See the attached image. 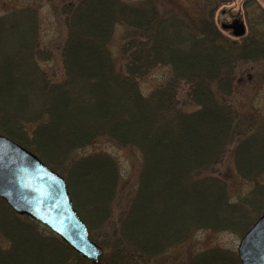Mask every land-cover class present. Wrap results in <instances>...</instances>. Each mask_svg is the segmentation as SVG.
<instances>
[{"label":"trees","instance_id":"obj_1","mask_svg":"<svg viewBox=\"0 0 264 264\" xmlns=\"http://www.w3.org/2000/svg\"><path fill=\"white\" fill-rule=\"evenodd\" d=\"M52 10L65 31L60 79L40 64L52 50L41 45L38 10L0 13V133L60 173L71 165V197L103 248L99 264H150L198 230L244 234L264 210V116L234 101L250 70L241 67L264 60V32L233 39L213 18L216 8L191 15L164 0H57ZM164 65L169 79L144 93L142 79ZM99 138L142 157L135 189L117 207L116 160L78 156ZM229 156L254 184L238 197L217 167ZM0 264L94 263L0 198ZM189 264L240 261L215 246Z\"/></svg>","mask_w":264,"mask_h":264},{"label":"rangeland","instance_id":"obj_2","mask_svg":"<svg viewBox=\"0 0 264 264\" xmlns=\"http://www.w3.org/2000/svg\"><path fill=\"white\" fill-rule=\"evenodd\" d=\"M56 1L57 0H0V13L2 14L11 9L25 6L33 7L38 10L42 20L41 45L46 46L47 48H50L52 50V58L41 61L40 64L45 71L54 76L53 78L60 79L63 76V67L58 46L60 45L61 40L65 37V31L58 24L55 14L52 10L53 3H55ZM164 1L172 3L178 8H182L191 15H193L194 12L196 14L204 13L205 15H207L208 11L211 8H216L213 18L219 25V28L223 30L224 35L226 34L228 37L233 39L238 37L231 35L230 32H227L221 26V22H223L225 18H228L229 12L233 15H238L239 11H241V17L243 18V21L245 23L247 33L256 32V34H260L261 32H264V0ZM121 32L122 29H118L115 36L116 42L113 45V52L115 54H118L117 49L119 48V44L121 41ZM241 68L243 69V71L247 69L250 70L249 72L247 71V74H241V76L243 75L242 80H244L245 78L246 80L242 85H239V87H237V94L235 98L236 100L234 101L235 108L248 111L249 113L254 112L255 114L262 117L264 116V60L249 63L248 65H244ZM171 73V68L166 65L154 68L147 76L142 79V91L144 93H149L157 86L164 84L169 79ZM182 90L185 89H181L179 96L180 99L186 103L185 108L192 109L194 106L188 103L187 95ZM95 153H105L116 160L120 175L118 179L117 195L114 200V206L116 205L117 207V205L121 204V202H123L124 204L130 193H132L135 189L134 185L138 179V175L142 165L141 154L135 148L118 147L105 138H99L91 145H88L83 150H81L78 156L81 154L86 155ZM226 160L228 161H225L224 164H219L217 167L221 172H223V176H225L229 184L231 195L233 197H238V195L244 194L249 191L254 184L249 180L243 179L235 171L234 165L229 161L230 156L229 158L227 157ZM65 166L66 167L64 171H62L61 173L59 172V174L65 177L67 181L66 172L71 165L67 163ZM78 179L81 180V178ZM71 182L73 183L72 180ZM79 186L82 187V190L85 193V186L82 180L79 182ZM262 212H260L259 215ZM242 235L231 230H198L195 231L194 234L189 236L183 243L174 246L170 250V252H164L161 255L155 257L153 260H151L150 264H189V260L194 254L204 249L215 246L232 248L237 252L239 240Z\"/></svg>","mask_w":264,"mask_h":264},{"label":"water","instance_id":"obj_3","mask_svg":"<svg viewBox=\"0 0 264 264\" xmlns=\"http://www.w3.org/2000/svg\"><path fill=\"white\" fill-rule=\"evenodd\" d=\"M242 35V23L233 24ZM0 197L18 214L49 227L77 252L100 261L102 248L91 239L88 227L75 209L66 179L33 151L0 134ZM240 264H264V211L240 238Z\"/></svg>","mask_w":264,"mask_h":264},{"label":"flooded vegetation","instance_id":"obj_4","mask_svg":"<svg viewBox=\"0 0 264 264\" xmlns=\"http://www.w3.org/2000/svg\"><path fill=\"white\" fill-rule=\"evenodd\" d=\"M238 16V17H237ZM237 17V18H236ZM242 19V17L241 16H239V15H233V14H231L230 12H229V16H228V18H225V20L222 22V24L223 25H229V24H236L237 22H236V20H238V21H240ZM226 29H228V31L229 32H232L233 30H232V28H226Z\"/></svg>","mask_w":264,"mask_h":264}]
</instances>
